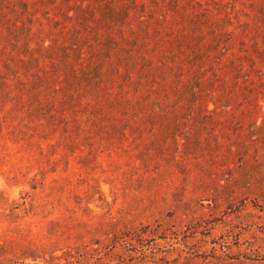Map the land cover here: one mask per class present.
<instances>
[{
  "label": "rangeland",
  "instance_id": "obj_1",
  "mask_svg": "<svg viewBox=\"0 0 264 264\" xmlns=\"http://www.w3.org/2000/svg\"><path fill=\"white\" fill-rule=\"evenodd\" d=\"M174 1V25L134 21L116 45L96 10L80 58L44 62L13 8L0 264H264V0Z\"/></svg>",
  "mask_w": 264,
  "mask_h": 264
},
{
  "label": "trees",
  "instance_id": "obj_2",
  "mask_svg": "<svg viewBox=\"0 0 264 264\" xmlns=\"http://www.w3.org/2000/svg\"><path fill=\"white\" fill-rule=\"evenodd\" d=\"M149 1L155 6V8H157V10L153 12L147 11L148 15L146 18L145 10L148 5L145 1L139 0H35L31 3H29L28 0H14L13 2H10V0H0V51H5L6 45L9 43V38L15 37L16 31L19 29L16 25V19L12 20L10 17L16 12V10L13 9L15 6L22 10L20 15L24 16L29 14L31 16L29 17L30 22H28V26H26L23 21H20V29L23 30V35L21 37L22 44L26 47L29 53L37 50L39 52V57L35 60H42L44 62L46 60L45 55L48 53L52 54L56 50H60L66 55L69 50L73 49V51H77L78 57L80 58L82 48L79 45V42L83 37L81 31L89 32L92 30V27L89 24L90 19L95 20L94 17L96 10L100 12V17L108 30L105 35H96L101 38L100 40H102V44L103 42L109 43L108 41L114 42L111 35L115 28H117L116 30L118 32L122 33V36L125 35L124 28H127L129 33H132L137 29L134 21L139 24H149L151 23L150 21L153 20L154 23H162L166 25L168 23H173L174 25V19L171 21L168 20L169 10H171V8L175 10L174 12L178 11L177 4L174 0L172 7H170V4H166V0ZM90 2H93L96 7H91ZM29 5L35 7L32 14L28 11ZM37 12L46 15L48 24H44L41 20L35 17ZM131 12L134 13L131 14ZM50 13H52L54 18H49ZM67 22H71L72 25L68 27ZM175 24L177 25V22H175ZM35 25L37 26V29L33 30L32 28ZM228 35L232 36V34ZM45 40H49L51 44L44 45ZM67 40H72V45L68 46L66 44ZM100 40L98 42H100ZM31 42L35 43V50L29 47ZM116 44L117 42H114V45ZM118 49L124 51L123 48L119 47ZM131 54L133 55H129L130 57L136 55L135 52ZM198 54L201 55H196L197 57L209 60V55H204L202 53ZM141 56L148 63L147 65L150 66V71L157 69L153 63V59H147L149 57H146L145 55ZM15 74H17V72H15ZM131 74L132 73L130 72L128 74L130 78L132 76Z\"/></svg>",
  "mask_w": 264,
  "mask_h": 264
}]
</instances>
